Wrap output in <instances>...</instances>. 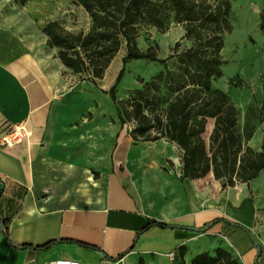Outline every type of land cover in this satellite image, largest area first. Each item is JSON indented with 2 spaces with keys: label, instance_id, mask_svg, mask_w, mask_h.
Instances as JSON below:
<instances>
[{
  "label": "crops",
  "instance_id": "0c3cea01",
  "mask_svg": "<svg viewBox=\"0 0 264 264\" xmlns=\"http://www.w3.org/2000/svg\"><path fill=\"white\" fill-rule=\"evenodd\" d=\"M27 16L0 0V134L20 122L29 129L22 142L0 145V264H193L217 247L238 264H256L259 251L264 264V166L250 181L237 172L227 187L212 170L182 177L166 146L176 145L134 141L112 98L73 74L48 46L44 25ZM253 139L255 132L250 145ZM148 218L178 226H152L115 261L63 241L114 257ZM4 223L15 243L55 242L46 250L16 248Z\"/></svg>",
  "mask_w": 264,
  "mask_h": 264
},
{
  "label": "trees",
  "instance_id": "16d2710c",
  "mask_svg": "<svg viewBox=\"0 0 264 264\" xmlns=\"http://www.w3.org/2000/svg\"><path fill=\"white\" fill-rule=\"evenodd\" d=\"M81 5L90 16L88 30L71 31L57 19L48 20L42 27L47 44L56 48V56L81 80L98 85L123 44L126 53L123 66L108 90L114 102L121 126L133 123L130 135L134 141L165 139L174 143L182 153V177L199 178L212 170L222 187L235 184L239 172L250 181L264 166V149L250 145L255 126L250 121L252 109L242 131L235 130L225 119L223 108L227 93L213 82L223 75L226 59L223 56L225 35L233 29L234 0H157L146 21L165 31L171 23L181 25L186 44L177 41L168 56L159 57V45L146 50L137 46L140 34L142 7L149 0H72ZM260 28L264 32V10L260 14ZM146 59L162 64L150 78L141 80V86L132 90L127 98L119 99L117 86L123 78L125 63ZM214 120L206 143L203 133L208 122ZM214 219L210 223L217 221ZM247 230L241 223L225 219ZM152 226L175 228L173 222L148 218L137 232L133 243L117 256L108 255L100 247L73 239L64 242L92 248L110 261L123 257L131 250L143 233ZM203 227L196 229L201 232ZM4 234L16 248L48 249L55 241L41 245L15 243L4 223ZM260 252L255 259L258 264ZM193 264H238L231 254L217 247L214 254L201 253Z\"/></svg>",
  "mask_w": 264,
  "mask_h": 264
},
{
  "label": "rangeland",
  "instance_id": "374dc122",
  "mask_svg": "<svg viewBox=\"0 0 264 264\" xmlns=\"http://www.w3.org/2000/svg\"><path fill=\"white\" fill-rule=\"evenodd\" d=\"M156 1L149 0L142 7L137 46L146 50L149 46L158 44V56L163 58L169 55L177 41L183 46L186 41L182 38L184 30L181 25L171 23L165 31H161L146 21ZM9 3L12 8H20L25 17L29 15L40 26L51 19H57L71 31L88 30L90 26L89 14L72 0H9ZM233 10V29L225 35L223 49L226 64L223 66V75L213 85L227 93L223 114L235 130H243L251 107L250 121L255 126V139L251 144L264 149V32L259 25L264 0H234ZM125 53L126 45L123 44L104 77L95 85L102 94L105 93L102 89L108 90L115 82L123 66L122 58ZM124 66L123 78L117 86L119 99L127 98L132 90L141 86V80L150 78L162 68L159 62L146 59L129 60ZM132 127V122L125 125L129 131ZM209 134L210 125L203 133L206 143L209 141ZM166 146L172 154L175 153L176 162L182 168L180 150L173 144L168 143Z\"/></svg>",
  "mask_w": 264,
  "mask_h": 264
},
{
  "label": "built area",
  "instance_id": "2783aa9c",
  "mask_svg": "<svg viewBox=\"0 0 264 264\" xmlns=\"http://www.w3.org/2000/svg\"><path fill=\"white\" fill-rule=\"evenodd\" d=\"M0 134V145L14 146L22 142L29 134V129L26 122L10 124ZM49 264H80L77 260L72 259H57Z\"/></svg>",
  "mask_w": 264,
  "mask_h": 264
}]
</instances>
